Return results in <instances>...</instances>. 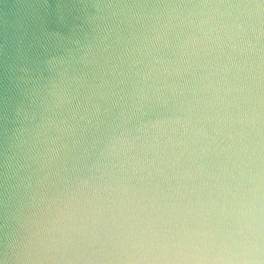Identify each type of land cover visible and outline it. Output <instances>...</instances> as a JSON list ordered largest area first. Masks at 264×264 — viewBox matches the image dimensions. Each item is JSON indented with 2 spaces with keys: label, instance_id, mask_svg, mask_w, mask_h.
Returning a JSON list of instances; mask_svg holds the SVG:
<instances>
[{
  "label": "water",
  "instance_id": "obj_1",
  "mask_svg": "<svg viewBox=\"0 0 264 264\" xmlns=\"http://www.w3.org/2000/svg\"><path fill=\"white\" fill-rule=\"evenodd\" d=\"M0 264H264V0H0Z\"/></svg>",
  "mask_w": 264,
  "mask_h": 264
}]
</instances>
